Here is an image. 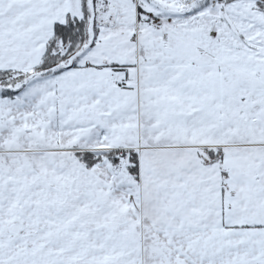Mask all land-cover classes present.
<instances>
[{
	"label": "snow or ice",
	"instance_id": "1",
	"mask_svg": "<svg viewBox=\"0 0 264 264\" xmlns=\"http://www.w3.org/2000/svg\"><path fill=\"white\" fill-rule=\"evenodd\" d=\"M0 264H264V0H0Z\"/></svg>",
	"mask_w": 264,
	"mask_h": 264
}]
</instances>
